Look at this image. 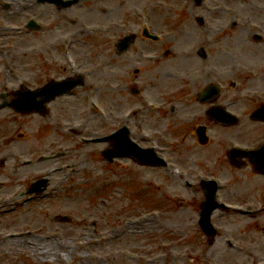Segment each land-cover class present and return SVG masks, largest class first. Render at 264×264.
I'll return each instance as SVG.
<instances>
[{
  "label": "rangeland",
  "instance_id": "obj_1",
  "mask_svg": "<svg viewBox=\"0 0 264 264\" xmlns=\"http://www.w3.org/2000/svg\"><path fill=\"white\" fill-rule=\"evenodd\" d=\"M36 1L0 0V94L7 93L5 98L10 99L22 84L35 88L72 77L74 67L86 77L82 86L51 102L48 114L0 108V264L232 263L233 253L223 246L208 249V238L194 222L202 200L197 173L211 162L217 166L213 151L191 139L196 121L185 118L196 106L187 105L193 110L164 106L159 111L144 106L138 115L128 116L138 102L129 90L133 67L142 72L139 80L144 90L157 93L164 87L170 90V98L179 94L175 92L179 88L200 89L210 80L221 79V72L228 75L221 80L227 84L240 75L233 67L245 59L241 44L250 40L248 34L229 33L227 44L233 48L225 49L222 61L218 48L208 47L207 33L198 32L184 0H117L116 11L106 12L111 19L108 29H113L106 36L95 33V27H104L92 24L98 17L89 21L78 16L79 5L59 11ZM29 18L36 19L43 31L27 33ZM143 22L162 30L166 39L152 42L138 37L128 51L117 55V40L128 33L138 35ZM227 33L216 36L226 39ZM68 38L73 45L66 49ZM200 43L214 57L200 62L193 55ZM185 47L193 56L194 69L175 59V52ZM147 53L150 57H144ZM218 61L228 65L224 71ZM212 68L219 69L217 76ZM194 74H199L195 81L182 78ZM184 92L174 99L184 98ZM135 124L153 133L168 158V169L142 166L128 158L108 162L101 151L109 143L85 141L127 125L134 141L142 147L151 145L133 135ZM215 145L221 149L220 143ZM57 153L55 158H42ZM28 160L31 164L26 165ZM40 177L48 179L43 197L27 194L26 189ZM63 215L70 220L61 222ZM185 217L186 224L193 225L188 236L181 232ZM199 245L207 246L205 256Z\"/></svg>",
  "mask_w": 264,
  "mask_h": 264
},
{
  "label": "flooded vegetation",
  "instance_id": "obj_2",
  "mask_svg": "<svg viewBox=\"0 0 264 264\" xmlns=\"http://www.w3.org/2000/svg\"><path fill=\"white\" fill-rule=\"evenodd\" d=\"M184 2H186V0H184ZM187 2H189V4H186V10L193 12V10L198 9L197 17L198 19L201 17V22L199 23L200 31H202L201 29H203L205 24L209 23L212 24L215 30H224V28L234 27L232 19L235 10L231 7L229 0H209V4L204 5L201 2L200 4H195V8L190 6L192 5L190 1ZM246 5L244 21H249L251 16L260 17L261 20L264 19V0H246ZM259 52H261V48ZM257 63L262 71L253 73V77L247 78L248 82L252 83L253 86L248 88L231 87L225 89L224 93L222 92L214 98L215 108L213 109V113L219 116L222 114L219 113L217 107L224 106L227 111L236 113L239 116L236 126L241 127L244 133L251 135L258 142L248 144L252 149H258L264 146V120L258 121L251 118L252 112L264 105V56L261 57ZM253 79H257L260 86H255L256 82H254ZM226 159L229 161L227 157ZM242 167L248 171V182L256 181L259 175H256L255 172H260L258 178L259 183L253 185L255 186V192H259L258 197L260 199H252L253 202H247V200H245L242 201L241 205H245L247 202V205H253L252 207L254 208L259 207V218L262 222L258 223L257 217L254 215L251 217H243L231 213L226 216L221 215L217 217L218 232L212 239V243L216 241L217 245L226 246L225 248L232 252L233 255L258 256L256 253L264 254V166L259 165L256 169L255 164L253 165L251 162H248L243 164ZM229 196L231 198L234 197V195ZM224 198L228 205L232 206L239 203L233 202V200L230 201L225 196ZM252 219L254 222H252ZM255 231L260 233L261 237H257ZM251 234L253 238H251ZM228 236H233L236 241L243 243H239V245H245L247 250L241 251L240 247H229L226 241ZM207 244H210L209 240ZM198 249L205 255L207 246L199 245ZM258 262H260V259L257 257L254 258V262L250 264H261Z\"/></svg>",
  "mask_w": 264,
  "mask_h": 264
},
{
  "label": "water",
  "instance_id": "obj_3",
  "mask_svg": "<svg viewBox=\"0 0 264 264\" xmlns=\"http://www.w3.org/2000/svg\"><path fill=\"white\" fill-rule=\"evenodd\" d=\"M29 95V94H28ZM28 95L26 96V97H28ZM32 95H35V93H33ZM25 96H24V99L25 100H27L28 98H26ZM21 102V99L20 98H18L17 100H15L14 102H13V104L15 105V108L18 110V111H21V112H31V111H33V110H37L34 106L33 107H23V108H21V106H20V103Z\"/></svg>",
  "mask_w": 264,
  "mask_h": 264
}]
</instances>
